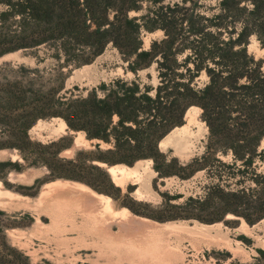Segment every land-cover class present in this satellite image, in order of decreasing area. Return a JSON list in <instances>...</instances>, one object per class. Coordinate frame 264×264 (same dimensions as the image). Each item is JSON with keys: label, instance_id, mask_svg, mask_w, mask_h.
<instances>
[{"label": "trees", "instance_id": "16d2710c", "mask_svg": "<svg viewBox=\"0 0 264 264\" xmlns=\"http://www.w3.org/2000/svg\"><path fill=\"white\" fill-rule=\"evenodd\" d=\"M165 2L0 0V58L22 51L37 66L54 63L44 70L20 65L17 73L13 71L16 76L2 75L0 150H15L22 163L0 161V168L6 174L11 168L21 173L42 164L55 180L67 177L65 166L75 167L87 156L91 168L111 186L108 172L95 162L133 166L150 159L162 174L156 160L167 159L159 143L183 126L188 110L197 107L208 128L206 153L187 165L176 159L169 163L179 165L174 175L182 179L204 169L211 172L217 183L208 188L207 197L218 193L224 210L205 219L187 210L193 201L189 199L178 206L185 213L178 218L216 223L231 214L255 225L264 219V170L258 172L260 164L264 166V57L257 58L248 48L254 37L264 50V0H215L209 7L201 0ZM158 31L163 38L145 49L144 33ZM109 46L119 52L125 73L135 78L102 83L86 97L66 90L72 72L91 64ZM154 65L157 85L144 84L138 74ZM9 67L0 66V75ZM203 75L207 82L199 87L197 79ZM53 118L62 119L69 131L84 133L87 141L95 142L94 149L77 151L68 160L60 158L71 147L60 146L65 137L47 145L33 142L30 130L38 121ZM36 146L52 150L57 167L31 161L29 150ZM219 154H231V164L222 163ZM214 162L236 172L214 174ZM188 169L191 173L183 175ZM232 182L237 190H232ZM243 207L250 212L241 211ZM257 253L258 261L264 262V251Z\"/></svg>", "mask_w": 264, "mask_h": 264}, {"label": "rangeland", "instance_id": "374dc122", "mask_svg": "<svg viewBox=\"0 0 264 264\" xmlns=\"http://www.w3.org/2000/svg\"><path fill=\"white\" fill-rule=\"evenodd\" d=\"M178 1L166 0L165 5ZM201 4L209 7L215 4V0H201ZM146 5L143 4L144 7ZM137 15L131 13V16ZM161 38L162 31L144 33V48L149 49L152 40ZM248 49L257 58L264 57V50L260 49L254 37ZM3 64L10 67L2 71L0 79L3 74L16 76L20 65L27 68L37 66L35 59L25 56L22 51L2 56L0 66ZM53 66V61L48 60L37 67L44 70ZM125 67L119 52L109 46L91 64L72 72L66 82V90L86 97L102 83H110L117 78L134 79L133 74L125 73ZM138 77L144 84L156 86L155 65L140 72ZM206 82L205 75L197 79L199 87ZM192 113L196 114V121L189 124L187 133H180L169 140L166 149L159 147L167 159L156 160L162 174L156 171L153 160L147 171L145 163L143 166L137 162L133 166L93 164L106 171L116 165L136 168L141 178L128 179L123 186L116 185L109 172L113 185L108 184L101 172L91 168L87 156H81L75 167L65 166L67 177L55 180H51L48 168L42 164L37 168H26L21 173L11 168L6 174L0 168V264H264L257 259V250L264 251V219L250 226L231 214L216 223L178 218L185 214L178 206L189 199L193 201L188 202L187 210L205 219L224 210L218 193L207 197L208 188L217 183L207 169L184 179L174 175L179 165L201 159L206 153L207 125L201 119V109L192 110ZM63 122L60 118L40 120L30 130L29 136L33 142L42 145L65 137L60 146L70 144L71 147L61 152L60 158L63 159H73L77 151L94 149L95 142L87 141L82 132L69 131ZM187 122L185 119L183 126ZM70 148L73 150L67 151ZM3 151L9 154L0 153V161L22 163L15 150H0ZM52 152L36 146L29 150V157L31 161H45L55 168L57 165L51 160ZM217 158L226 165L232 162L231 154H219ZM173 159L179 165L170 164ZM214 168V174L236 172L216 162ZM263 170L264 166L260 164L258 172ZM12 173L28 174L23 179L29 182L13 181ZM190 173L191 169H188L183 175ZM58 182L69 185L61 190L47 186V191L42 193L45 185ZM234 182L231 188L237 190ZM250 184L248 188H254ZM247 193L252 195L250 190ZM179 196L183 197L178 199ZM250 199L254 200V197L250 196ZM250 210L243 207L241 211L248 213Z\"/></svg>", "mask_w": 264, "mask_h": 264}, {"label": "bare ground", "instance_id": "6f19581e", "mask_svg": "<svg viewBox=\"0 0 264 264\" xmlns=\"http://www.w3.org/2000/svg\"><path fill=\"white\" fill-rule=\"evenodd\" d=\"M192 110H200L196 107H192L188 110V112L186 113V117L185 119L188 121L187 122V125L185 126H182L180 128H176L174 129L166 138H164L161 142H160V148L161 149H166L168 147V144H169V140L171 139H175L180 133H187L188 131V126L189 124H192L194 121H196V114L192 113ZM64 123V122H63ZM64 126L67 128L66 124L64 123ZM77 144V142L75 143V145ZM74 145V146H75ZM74 148V147H73ZM73 148H70L69 150L67 151H71L73 150ZM66 151V152H67ZM0 153H4V154H9L8 152L6 151H3V152H0ZM63 154V153H62ZM145 163V164H144ZM137 165L138 164H141L143 166L144 164V169L145 171L149 170L150 168V164H151V160H145V161H139L136 163ZM108 172L113 180V182L118 185V186H123L126 184V181L128 179H133V178H136L138 179L139 177L141 178V175H140V172L138 170H136V168H128V167H125V166H120V165H116V166H112V167H109L108 168ZM144 172V171H143ZM10 176L12 177V180L13 181H16V180H22V182H29V180L27 179H23L25 178L24 176L22 175H13L10 174ZM18 176V177H17ZM33 178V177H32ZM69 184L67 183H63V182H58V183H52V184H49V185H45L43 188H42V193L46 192V187L47 186H50L51 188H55L57 190H61V189H64L68 186ZM76 185V184H75ZM228 216H231V215H228ZM228 218V217H227Z\"/></svg>", "mask_w": 264, "mask_h": 264}, {"label": "crops", "instance_id": "0c3cea01", "mask_svg": "<svg viewBox=\"0 0 264 264\" xmlns=\"http://www.w3.org/2000/svg\"><path fill=\"white\" fill-rule=\"evenodd\" d=\"M19 175H22V176H24V177H27V176H28V174H26V173H24V174H19Z\"/></svg>", "mask_w": 264, "mask_h": 264}, {"label": "water", "instance_id": "95a60500", "mask_svg": "<svg viewBox=\"0 0 264 264\" xmlns=\"http://www.w3.org/2000/svg\"><path fill=\"white\" fill-rule=\"evenodd\" d=\"M159 145H160V143H159ZM160 147V146H159ZM109 168V167H108ZM107 172H108V170H107Z\"/></svg>", "mask_w": 264, "mask_h": 264}]
</instances>
